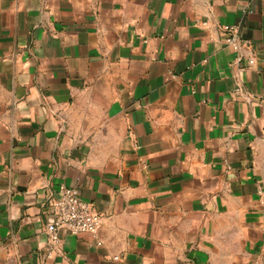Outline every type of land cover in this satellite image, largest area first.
Instances as JSON below:
<instances>
[{
  "label": "crops",
  "instance_id": "0c3cea01",
  "mask_svg": "<svg viewBox=\"0 0 264 264\" xmlns=\"http://www.w3.org/2000/svg\"><path fill=\"white\" fill-rule=\"evenodd\" d=\"M226 25L253 67L235 64ZM62 186L103 227L60 230L48 258ZM263 252L264 0H0V264Z\"/></svg>",
  "mask_w": 264,
  "mask_h": 264
},
{
  "label": "built area",
  "instance_id": "2783aa9c",
  "mask_svg": "<svg viewBox=\"0 0 264 264\" xmlns=\"http://www.w3.org/2000/svg\"><path fill=\"white\" fill-rule=\"evenodd\" d=\"M223 31L226 33L227 45L235 53V64L241 66L243 71L253 67L256 64V58L252 51L251 41L240 36L237 25H226L223 27ZM235 94L243 95L249 100L240 83L235 87ZM49 207L54 219L47 225L46 256L48 258L61 253L62 239L59 236V231L62 229H66L72 235L90 234L98 239L103 227V216L94 209L92 203L81 197L77 188L60 187L59 196L49 202ZM98 245H101V242H98ZM255 264H264V252L258 257Z\"/></svg>",
  "mask_w": 264,
  "mask_h": 264
}]
</instances>
